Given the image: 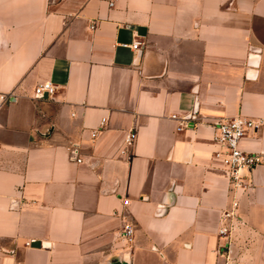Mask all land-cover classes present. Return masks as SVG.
I'll list each match as a JSON object with an SVG mask.
<instances>
[{
  "label": "crops",
  "instance_id": "0c3cea01",
  "mask_svg": "<svg viewBox=\"0 0 264 264\" xmlns=\"http://www.w3.org/2000/svg\"><path fill=\"white\" fill-rule=\"evenodd\" d=\"M108 2L0 0V264H264V165L213 159L264 155V0Z\"/></svg>",
  "mask_w": 264,
  "mask_h": 264
},
{
  "label": "built area",
  "instance_id": "2783aa9c",
  "mask_svg": "<svg viewBox=\"0 0 264 264\" xmlns=\"http://www.w3.org/2000/svg\"><path fill=\"white\" fill-rule=\"evenodd\" d=\"M117 0H109V7L115 6ZM141 43H135L132 49L138 50ZM58 87L53 83L39 84L34 91L35 98H53L57 93ZM11 95L0 94V108L8 103ZM107 120L101 122L100 128L94 130L93 138H96L99 133L106 127ZM183 124L178 129L183 130ZM262 127V122L253 120L244 116H237L231 119L220 121L214 126V142L218 146V150L214 153L213 159L220 163L221 168L229 175L232 188L245 189L248 186V176L258 166L264 165V155L256 153H247L240 148V143L243 139L258 133ZM137 139L136 132H131L125 141L126 147L132 146ZM79 162H81L79 160ZM232 216V213H227L226 218ZM227 233V229H222L221 234ZM135 228L131 223H125L123 235L133 241Z\"/></svg>",
  "mask_w": 264,
  "mask_h": 264
},
{
  "label": "water",
  "instance_id": "95a60500",
  "mask_svg": "<svg viewBox=\"0 0 264 264\" xmlns=\"http://www.w3.org/2000/svg\"><path fill=\"white\" fill-rule=\"evenodd\" d=\"M33 246H40V243L39 242H37V243H33Z\"/></svg>",
  "mask_w": 264,
  "mask_h": 264
}]
</instances>
